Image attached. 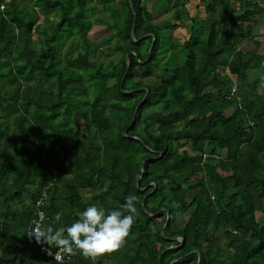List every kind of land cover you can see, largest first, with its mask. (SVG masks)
Returning a JSON list of instances; mask_svg holds the SVG:
<instances>
[{"label": "trees", "instance_id": "trees-1", "mask_svg": "<svg viewBox=\"0 0 264 264\" xmlns=\"http://www.w3.org/2000/svg\"><path fill=\"white\" fill-rule=\"evenodd\" d=\"M101 1L110 20L91 18L92 0H0V264H57L27 236L49 183L54 229L138 197L126 242L95 264H264V0H233L232 14L208 0L183 40L170 30L187 2ZM159 10L177 18L153 22ZM95 22L117 61L98 59ZM140 67L157 82L135 80Z\"/></svg>", "mask_w": 264, "mask_h": 264}, {"label": "clouds", "instance_id": "clouds-1", "mask_svg": "<svg viewBox=\"0 0 264 264\" xmlns=\"http://www.w3.org/2000/svg\"><path fill=\"white\" fill-rule=\"evenodd\" d=\"M137 201L138 197L129 194L119 209L110 212L96 205L88 206L70 226L57 229L45 223L47 216L40 212L39 220L33 222L34 227L29 228L27 236L38 244L48 245L46 250L57 249L54 254L57 264H63L64 256L75 255H82L95 264L97 258L116 251L126 242L139 215ZM63 215L57 212L54 221L62 222Z\"/></svg>", "mask_w": 264, "mask_h": 264}, {"label": "rangeland", "instance_id": "rangeland-1", "mask_svg": "<svg viewBox=\"0 0 264 264\" xmlns=\"http://www.w3.org/2000/svg\"><path fill=\"white\" fill-rule=\"evenodd\" d=\"M158 1H160V0H150V1H148L149 8L152 9L153 6ZM161 1H160V3H161ZM183 1H185V0H183ZM187 1H188L189 9L190 10L193 9L192 11H194V12H196L198 10V8L201 7V6H202V8L205 7L204 6L205 1H202V0H187ZM229 1H231L229 9L232 11L233 10V0H229ZM92 3L96 6V12L91 16V18L99 17V18H102V19L110 20V12H109V10L106 7L103 6V2L101 0H92ZM235 7L236 8L240 7L239 6V2L236 3ZM205 10H206V8H205ZM200 11L202 13L201 9H200ZM217 13L221 14L222 10L219 9V12L217 10ZM169 14H170V17H171L170 21H172L173 17H174L173 13L169 12ZM218 14H216V15H218ZM167 17H168V13L159 12V13H157L155 15L154 22L155 21L158 22L160 20H164ZM50 18L52 20H55L56 19V15H51L50 14ZM37 23L40 24L42 27L43 26L45 27V25H47L50 22L49 21L46 22L45 15L41 14L40 18L37 21ZM182 24H183V26L180 25L175 30L176 31H177V29L180 30L181 33H184V35L186 34V37H187L189 35V33H190V29L187 28L188 27L187 23H182ZM186 25H187V27H186ZM172 30H173V33H174L175 30L174 29H172ZM111 32H113V29H110L109 31H107V30L104 29L103 25H100L99 23L95 22L93 24V27H92L90 33H89L90 38H92V40H93V43H94L93 49H94L96 55L98 56V59L100 61H102V62H105V63L109 62L110 60L117 61L118 58H119V54H117L115 52H111L108 49V46H110V45L115 46L116 45L115 40H112L109 44H106V43L103 42L104 38L107 37ZM261 32H263V27L260 28V33ZM164 33L166 35L171 34V32H169L168 30H164ZM177 33H178L179 36H181L180 38L183 39L184 35H182L179 32H177ZM35 35L36 36L37 35L41 36V33L40 32L39 33L35 32ZM206 35H207V33L204 32L203 36L205 37ZM262 37L263 36L261 34L257 35V38H261V40H262ZM70 44H71V40L70 39L65 40L64 43L62 44V51L63 52L64 51H68L69 54H71L72 56H76L78 54V52L81 51L80 42H79V40L76 41L74 46H70ZM167 44H169V42H167ZM250 44L251 43H249L248 45H250ZM172 58H173V61L175 60L178 63L182 62L184 60L182 51L177 50L175 58L174 57H172ZM145 70L146 69H144L142 67L138 68L135 80H137V81L142 80V81H144L145 83H148V84H155L157 82V79L154 76L144 77ZM258 73H259L258 69L257 70L256 69H253V70L251 69V70L248 71V76H249V78H254V77H256V75H258ZM231 76L234 77L232 74H231ZM261 90H262V87H261V84H259L258 85V91L260 92ZM233 110H234V106H233V108H229V110H227V112L231 113V112H233ZM90 194H91V192H89V191H82V195L83 196H88ZM187 216L188 215H186L185 217H187ZM103 263L104 264H108L107 260H104Z\"/></svg>", "mask_w": 264, "mask_h": 264}, {"label": "built area", "instance_id": "built-area-1", "mask_svg": "<svg viewBox=\"0 0 264 264\" xmlns=\"http://www.w3.org/2000/svg\"><path fill=\"white\" fill-rule=\"evenodd\" d=\"M263 6H264V4H263ZM236 86H234L233 88H232V91H231V95H233V93L236 91ZM51 188V184L49 183V184H47L44 188H43V190H42V194L40 195V197L37 199V201L35 202V214H34V218H33V221H32V223H31V225L28 227V229H27V233H28V230H29V228L30 227H34V221H37V220H39V215H38V213H40V212H43V213H45L46 214V212H45V206L48 204V202H49V195H48V190ZM46 216H47V214H46ZM47 219H48V217H47ZM47 222V220L45 221V223ZM34 241H35V239H34ZM35 243L37 244V246L42 250V251H44L48 256H50V257H52L53 259H54V254H55V252L57 251V249H50V250H46V249H49V246L48 245H41V244H38L36 241H35ZM55 260V259H54ZM72 260V256L71 257H69V256H64V258H63V263H68V262H70Z\"/></svg>", "mask_w": 264, "mask_h": 264}, {"label": "crops", "instance_id": "crops-1", "mask_svg": "<svg viewBox=\"0 0 264 264\" xmlns=\"http://www.w3.org/2000/svg\"><path fill=\"white\" fill-rule=\"evenodd\" d=\"M160 1H161V0H160ZM160 1L156 2V4L153 6L152 10H154L157 6L160 5V4H159ZM181 1H183V0H181ZM207 1H208V0L205 1L204 6L207 4ZM184 2H187V3H186V8L184 7V8L182 9V14H181V15L184 17L185 20L188 19V20L185 21V23H187L188 27H187V25H186V27L189 28V29H190V32H191V27H192L191 17H192V16H196V17H198L199 19H205L206 16H207V13H206V10H205L206 7H203V8H202V6H201V7L198 8V7L196 6V7L198 8V10H197L196 12H194V11H192L193 9H191V10L189 9L188 1L185 0ZM200 9L202 10V13H203V14L201 13ZM159 12H166V13H168V17L165 18L164 20H166V19H168V18L170 17L169 12H168V11H164V10H163V11H160V10H159L158 12L155 13V15H156L157 13H159ZM228 13H229V14H232V13H233V10L231 11L230 9H228ZM155 15H154V17H155ZM189 16H191V17H189ZM154 17H153V22H154ZM174 18H177V17L174 16ZM189 18H190V19H189ZM161 21H163V20H160V21H158V22L155 21V22H156V23H159V22H161ZM173 21H174V20H173ZM175 29H176V28H175ZM175 29H174V30H175ZM170 31H171V30H170ZM177 32L181 33V31L178 30V29H177V31L175 30L174 33H173V30H172L173 35L176 36V37H179V38H180L181 36H179ZM181 34L184 35V33H181ZM189 36H190V33H189V35H188L187 37H186V34H185V35L183 36V39L188 38ZM183 39H181V40H183ZM248 43H249V42H248ZM246 44H247V43H246Z\"/></svg>", "mask_w": 264, "mask_h": 264}, {"label": "water", "instance_id": "water-1", "mask_svg": "<svg viewBox=\"0 0 264 264\" xmlns=\"http://www.w3.org/2000/svg\"><path fill=\"white\" fill-rule=\"evenodd\" d=\"M150 35V33H146V34H144V35H142L140 38H138V39H136L135 41H139V40H141V39H143L144 37H146V36H149ZM132 36L134 37L135 36V23H133V26H132ZM155 40H156V38L154 37L153 38V41H152V44H151V46H150V50H151V48L153 47V45L155 44ZM129 58V54L127 55V59ZM145 161V160H144ZM143 161V162H144ZM143 162H142V174H141V176H140V178L138 179V183H139V181H140V179L142 178V176H143V173H144V165H143ZM150 215H152L151 213H150ZM168 219V218H167ZM172 239H178V240H181V241H183L184 239H183V237H180V236H173L172 237ZM174 246V245H173ZM200 258H201V256L199 255V260H200ZM176 260H173L170 264H173L174 262H175Z\"/></svg>", "mask_w": 264, "mask_h": 264}]
</instances>
